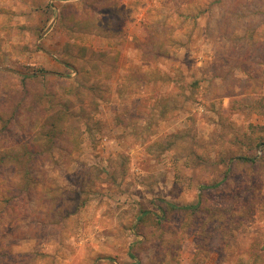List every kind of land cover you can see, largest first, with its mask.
Listing matches in <instances>:
<instances>
[{"label": "rangeland", "instance_id": "obj_1", "mask_svg": "<svg viewBox=\"0 0 264 264\" xmlns=\"http://www.w3.org/2000/svg\"><path fill=\"white\" fill-rule=\"evenodd\" d=\"M0 264H264V0H0Z\"/></svg>", "mask_w": 264, "mask_h": 264}, {"label": "trees", "instance_id": "obj_2", "mask_svg": "<svg viewBox=\"0 0 264 264\" xmlns=\"http://www.w3.org/2000/svg\"><path fill=\"white\" fill-rule=\"evenodd\" d=\"M240 158H242L243 160H250V161L253 160V158L250 159L246 156H241ZM204 187H208V186L206 185ZM168 206L170 208L177 209V210H190V212H194L198 209V203H196L195 205H176V204L168 203Z\"/></svg>", "mask_w": 264, "mask_h": 264}]
</instances>
